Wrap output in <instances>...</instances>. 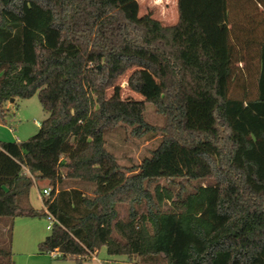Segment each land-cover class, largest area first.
Returning a JSON list of instances; mask_svg holds the SVG:
<instances>
[{"label":"trees","instance_id":"1","mask_svg":"<svg viewBox=\"0 0 264 264\" xmlns=\"http://www.w3.org/2000/svg\"><path fill=\"white\" fill-rule=\"evenodd\" d=\"M214 4L179 0L164 26L137 21L136 0H0V121L11 99L36 96L48 114L27 140L0 141V264H13L14 219L48 215L39 253L75 264L103 248L127 259L106 264H264V0ZM190 26L192 59L178 38ZM220 38L217 58L205 42ZM127 73L142 100L122 99ZM118 130L159 138L120 166L106 148ZM36 181L51 189L44 210L29 202Z\"/></svg>","mask_w":264,"mask_h":264},{"label":"rangeland","instance_id":"2","mask_svg":"<svg viewBox=\"0 0 264 264\" xmlns=\"http://www.w3.org/2000/svg\"><path fill=\"white\" fill-rule=\"evenodd\" d=\"M215 2L214 7L216 15L221 12V0H213ZM178 2L179 0L170 1V6L167 4L169 0H164L157 6L151 7L147 4V1L142 3H137L128 12L134 16L137 21H142L143 17L147 14L154 16L157 20H162L163 25H172L168 23L167 19L169 17L177 18L178 15ZM148 5V6H147ZM147 6V7H146ZM187 8L190 9L191 5L186 3ZM167 8V9H166ZM168 10V11H167ZM170 14V16H168ZM189 11L186 10V16L189 17ZM221 24L217 27L220 28ZM190 29H185L179 33V41L183 46L184 51L187 53L189 58L194 57V46L193 41L190 37ZM222 38L218 39H206V46L208 47L211 54H215L217 58L221 55L222 49ZM128 73L122 77L118 83L121 87V97L122 99H134L142 100V97L134 92H132L126 85ZM250 90L252 88L250 87ZM238 95V92H236ZM4 107L6 108V116L4 122L0 121V141L2 142H14V141H25L28 138L34 136L41 122H43L48 114L44 112L40 106V103L36 96L29 99H16L14 103L7 102ZM146 118L153 124L160 126L162 124V118L156 114L151 106L148 105L146 109ZM157 138L159 136L146 139V138H136L133 137L123 130H118L106 136V148L108 151L114 154L117 158L118 164L120 166L132 167L137 166L144 157L149 156L150 151L156 146ZM71 157V156H70ZM68 157V158H70ZM161 185L167 184V180H160ZM39 185V188L36 186ZM30 189V200L32 205L37 207L40 206L42 202V191L43 188H50L48 182H37ZM68 187H77L83 190L85 193H90L91 187L88 184L69 181L67 183ZM121 215H124L127 211L128 206L126 204H121L118 206ZM37 210V209H36ZM41 210V209H39ZM44 210V209H42ZM16 222H18L16 225ZM26 223H28L26 225ZM49 224L47 217H35L26 219L23 217L16 218L12 230V261L13 264H75L72 259L62 260L55 257L53 254H41L38 251V244H34L33 248L31 246L27 247V237L36 236L42 238L49 234L47 226ZM10 226V221L8 219H0V247H7L10 236L8 233V228ZM94 257L101 262V264H106L107 260H115L119 263H126L127 259L125 257H110L107 255L105 249H101L98 255ZM91 264H98L97 261L92 259Z\"/></svg>","mask_w":264,"mask_h":264},{"label":"crops","instance_id":"3","mask_svg":"<svg viewBox=\"0 0 264 264\" xmlns=\"http://www.w3.org/2000/svg\"><path fill=\"white\" fill-rule=\"evenodd\" d=\"M144 1H147V4L148 5H151V7H154V6H157L159 3H162V1H164V0H136V2L137 3H142V2H144ZM170 1L171 0H169V3L167 4V6L169 7L170 6ZM172 1H174V0H172ZM147 5V6H148ZM146 6V7H147ZM167 9V8H166ZM168 11V10H167ZM168 16H170V14H168ZM152 17V16H151ZM153 19H155L154 18V16L152 17ZM155 20H157V19H155ZM157 21H159V20H157ZM177 21H178V18H177V20H176V18H173V17H169V19H167V22L168 23H172V25H175L176 23H177ZM161 24H162V20H160L159 21ZM199 24L201 25V27L205 30V31H209L210 30V27H209V21L208 20H206V19H203V20H200L199 21ZM163 25V24H162ZM172 25H164V26H172ZM222 25V24H221ZM220 28H223V26H220ZM225 28H227V27H225ZM210 31H212V30H210ZM10 103H12V102H10ZM36 186L39 188V185H37L36 184ZM43 189H45V188H43ZM29 202H30V205L34 208V209H37V210H39V209H44V206H43V203L41 202V204H40V206L39 207H37V206H35V205H32V202H31V200H30V194H29ZM25 218V217H24ZM26 219H30V218H26ZM16 221V219H14V221H13V226H14V222ZM18 222H16V225H18L17 224ZM28 223H26V225H27ZM48 236V235H47ZM46 236V237H47ZM46 237H44V238H42V236H38V237H36V236H30V237H27V247H29V246H31L32 248H33V246H34V244H39L40 242H42ZM11 249H13V241L11 240Z\"/></svg>","mask_w":264,"mask_h":264},{"label":"built area","instance_id":"4","mask_svg":"<svg viewBox=\"0 0 264 264\" xmlns=\"http://www.w3.org/2000/svg\"><path fill=\"white\" fill-rule=\"evenodd\" d=\"M50 192H51L50 188H45V189H43L41 194H42V196H48L50 194ZM47 218H48V221H49V224L47 226V230L50 231L51 228H52L53 223L55 222V220H54V218L51 215H48ZM53 255L55 257H58V254H56V253H53ZM93 260L97 261L98 264H101V262L99 260H97V258L94 257V256H93Z\"/></svg>","mask_w":264,"mask_h":264},{"label":"water","instance_id":"5","mask_svg":"<svg viewBox=\"0 0 264 264\" xmlns=\"http://www.w3.org/2000/svg\"><path fill=\"white\" fill-rule=\"evenodd\" d=\"M9 102H12V99Z\"/></svg>","mask_w":264,"mask_h":264}]
</instances>
